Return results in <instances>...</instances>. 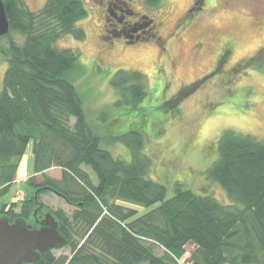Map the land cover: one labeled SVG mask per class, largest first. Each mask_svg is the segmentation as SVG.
<instances>
[{
  "label": "trees",
  "instance_id": "1",
  "mask_svg": "<svg viewBox=\"0 0 264 264\" xmlns=\"http://www.w3.org/2000/svg\"><path fill=\"white\" fill-rule=\"evenodd\" d=\"M1 1L9 30L0 36L8 38V45L0 47L7 63L0 90V193L14 183L17 162L32 142L34 173L26 182L34 194L24 196L18 210L15 202L0 204V217L33 221L30 210L39 208L38 197L46 192L72 208L50 212L70 257L49 249L31 264H264V139L226 130L215 149L205 148L204 176L221 188L226 202L178 183L167 194L150 177L153 165L146 154L147 140L165 131L143 132L144 115L121 118L142 110L146 76L121 69L111 77L118 99L105 111H120L107 128L128 129L116 136L88 120L67 77L78 54L55 47V42L63 35L85 37L76 27L86 16L82 0H48L37 12L21 0ZM12 32L20 34L21 42L11 38ZM261 59L254 65L259 67ZM178 100L159 108L178 112ZM170 105L173 110L167 109ZM113 141L127 147L130 159L119 155ZM52 168L60 170L59 179L45 174ZM37 174L43 178L40 184L34 183ZM138 207L145 211L139 213ZM42 217L36 214V219ZM189 243L196 248L182 262Z\"/></svg>",
  "mask_w": 264,
  "mask_h": 264
},
{
  "label": "rangeland",
  "instance_id": "2",
  "mask_svg": "<svg viewBox=\"0 0 264 264\" xmlns=\"http://www.w3.org/2000/svg\"><path fill=\"white\" fill-rule=\"evenodd\" d=\"M21 1L37 12L48 0ZM188 1L162 0L153 7L146 0H132L131 5L136 11L153 18V24L159 23L155 32L158 39L164 41L159 43L154 37L127 45L119 39L114 42L103 39V19L98 2L82 0L86 16L76 23V27L85 32V37L76 40L63 35L56 40L55 47L78 54L76 67L67 77L83 101L88 120L104 129L105 134L116 136L128 131L122 125L107 128L110 118L120 111L116 107L112 113L105 111L118 99L110 86L111 77L121 69L144 74L148 95L140 107L142 110L128 111L121 118L138 120L144 115L143 132L165 131L147 140L146 154L153 165L150 177L162 183L169 195L174 192V183H178L196 193L209 191L226 202V194L221 188L204 176L206 168L202 163L205 148L215 149L218 138L226 130L264 139V0H212L206 12L198 15L190 25L184 24L183 31L170 39L176 31V19ZM108 9L120 17L115 5H109ZM148 28L152 29L153 25L149 24ZM11 38L16 42L22 40L16 32H12ZM7 45L8 38L1 37L0 47ZM258 58H262L259 67L254 65ZM6 67V60L0 53V90ZM175 98L179 99L178 112H165L159 108L164 102L174 103L171 100ZM172 108L171 105L167 107L168 110ZM112 146L123 159H130L127 147L114 141ZM214 154L213 151L209 158ZM169 168L175 172L167 170ZM33 173L34 156L32 142H29L17 162L14 183L0 193V204L15 202L18 210L24 196L32 197L34 189L28 187L26 181ZM45 174L53 179L60 178L58 168ZM160 177L164 182L159 180ZM34 179L35 184L43 181L40 174ZM38 203L39 208L36 205L37 208L32 207L30 212L44 215L56 208L66 212L72 210L51 192L41 194ZM138 210L139 213L145 211L142 207ZM28 221L32 223L31 219ZM195 248L192 243L186 245L182 262L189 259ZM53 253L69 258L71 251L69 247H63ZM157 253L160 254V250Z\"/></svg>",
  "mask_w": 264,
  "mask_h": 264
},
{
  "label": "water",
  "instance_id": "3",
  "mask_svg": "<svg viewBox=\"0 0 264 264\" xmlns=\"http://www.w3.org/2000/svg\"><path fill=\"white\" fill-rule=\"evenodd\" d=\"M9 30L2 1L0 0V36ZM32 225L23 218L17 217L10 222L6 216L0 217V264H31L37 261L40 254L49 249H60L67 240L58 230V223L50 213L36 219L33 212Z\"/></svg>",
  "mask_w": 264,
  "mask_h": 264
},
{
  "label": "flooded vegetation",
  "instance_id": "4",
  "mask_svg": "<svg viewBox=\"0 0 264 264\" xmlns=\"http://www.w3.org/2000/svg\"><path fill=\"white\" fill-rule=\"evenodd\" d=\"M98 2L99 13L103 19L101 37L114 42V39H119L127 45H134L139 42L149 41L156 37V28L159 23L153 24L154 19L136 11L132 5V0H96ZM147 1V0H146ZM212 4V0H189L187 7L176 19L175 29L176 31L171 35L170 39H175L181 31H183L184 24L190 25L194 19L203 12H206L208 6ZM109 5H115L119 12L120 17H117L115 13L108 9ZM157 5V4H156ZM155 7V5H151ZM148 21V22H146ZM153 25V28H148V25ZM159 43L164 40L158 39ZM169 38L167 39V41ZM200 45V44H199ZM198 45V46H199ZM197 46V47H198ZM164 50V48H162ZM223 58V56H220ZM40 220V219H38ZM38 222L32 221V225L38 226Z\"/></svg>",
  "mask_w": 264,
  "mask_h": 264
}]
</instances>
